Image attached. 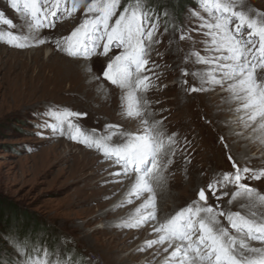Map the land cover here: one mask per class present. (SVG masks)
<instances>
[{"label":"rangeland","instance_id":"374dc122","mask_svg":"<svg viewBox=\"0 0 264 264\" xmlns=\"http://www.w3.org/2000/svg\"><path fill=\"white\" fill-rule=\"evenodd\" d=\"M173 1L144 0L145 4L151 6L152 12H158L160 31L149 44V64L144 71L133 76L134 80L136 75L141 77L143 74L149 77L146 82L149 85L148 90L139 91L146 97H151V104L155 105L157 110L159 108L158 111L155 110L154 115L159 118L158 122L165 124L166 136L169 132L179 133L180 143L172 146L175 155L169 154V157L165 158L171 159L172 163L165 162L163 165L168 175L167 187L172 185V190L168 188V193L173 198L166 196L161 199L166 215L163 214L158 221L192 204L198 198L197 190L214 180L217 175L233 171L228 160L229 155L242 167L248 166L254 171L264 168V151L258 153L259 150L249 148L247 155L252 158L251 163L246 158H243L246 162L239 158L240 151H233L239 147L240 136L249 139L250 134L247 135L243 129L239 132V137L232 142L224 140L222 134L224 135L225 131L221 129L222 126H232L225 124L226 117L215 119L214 106L207 104V100L213 95L204 91L192 92L189 87L191 85L200 87L204 84L198 80L200 71L191 58L194 57L192 53L201 47V42H206L209 38L206 36L207 32L201 36L195 34L192 29L196 24H201V21L203 23L206 20L216 21L213 17L220 14L201 5L200 0H175L176 3ZM83 2L84 0H77L78 11L70 16L58 14L55 28L39 31L41 39L47 38L44 44L20 49L0 41V264H30L32 261H36L37 264H123L122 260L130 253L138 252L144 255L150 249L138 251L137 249L145 246L150 239L135 237L125 249L116 253L114 250L118 246L117 240L109 229L113 224L132 222L133 218L128 219L127 216L135 214L137 209H140L141 199L151 194H145L140 199L121 207L120 203L127 198L123 192L128 181L113 177H120L117 173H121L122 169L104 157L102 150L88 148L71 140L67 122L63 134L47 129L41 135L35 134L39 130L34 125L42 122L56 124L58 122L55 114L65 112L86 113V116H72L69 119L80 127L89 139L102 142L107 140L109 146L123 143L124 135L127 133L136 134L140 131L138 125L120 126V123H117L120 121V112H116V115L110 108L101 104V97L105 99L117 96L119 92L116 85H112L103 77V71L110 62L109 57H114L120 50L114 49L108 56H104L98 48L90 57H70L53 45V41L50 44V38L55 41L59 39L63 43V38L82 23L85 18ZM87 2L90 3L91 0ZM71 4L72 0H68L69 8ZM235 7L237 11L245 12L250 9L254 14L264 13V0H235ZM0 9L12 18L14 24L12 28L1 25L0 31H12L22 35L20 21L29 22V19L12 9L9 0H0ZM206 9L210 17L207 14L203 19L202 16L205 14L203 11ZM192 17L197 19L194 20ZM181 28L188 29L184 40L180 39ZM193 40L197 43L193 44ZM41 47L50 54L54 52L66 59L80 61L82 67L92 63L93 69L89 73L92 78L91 85L82 79L81 74L74 71H67L68 73L60 72L59 69L45 72H39L38 69L27 71V66L24 67L21 63L30 58L35 49ZM1 48L7 53L2 54ZM21 51L23 53L19 55L14 54ZM179 61L183 66L176 68L175 63ZM39 62L42 64L43 59ZM184 72L188 75L184 76ZM186 79L187 84L184 83ZM102 81L110 86L103 84ZM38 83L41 84L42 91L36 94L35 84ZM218 91L224 92L223 89ZM180 94H185V97H180ZM118 98L120 100L117 96L116 101ZM159 98L161 100H158ZM113 129L117 131L112 132ZM185 139L187 145L184 143ZM215 149L218 150L216 154ZM79 150L93 153L97 159L96 163L92 164L96 166L85 168L84 162L80 161L77 155ZM98 171L99 174H96ZM89 175H96V178ZM242 182L250 184L260 195H264V177L259 181L245 179ZM105 187L111 189L102 191ZM115 189L117 192L112 193ZM236 199L238 197L226 196L221 207L226 212L233 210L242 213L246 206L237 205ZM173 202L176 207H172ZM112 209H116L115 213ZM114 218H117V222ZM123 218L127 220L122 221ZM220 219L224 226L227 223L226 218ZM117 229L123 233V239L137 230L126 226H118ZM9 238L16 240L21 249L13 246ZM259 245L257 247L262 246ZM157 260L152 264H157ZM144 261L142 256L137 262L130 264H143Z\"/></svg>","mask_w":264,"mask_h":264},{"label":"snow or ice","instance_id":"6c2138e0","mask_svg":"<svg viewBox=\"0 0 264 264\" xmlns=\"http://www.w3.org/2000/svg\"><path fill=\"white\" fill-rule=\"evenodd\" d=\"M9 3L17 13L29 19L28 29L37 33L31 40L37 44L46 42L47 38L41 39L38 33L41 29L55 28L58 14L70 16L78 11L77 0H72L70 8L68 0H9ZM200 4L220 14L216 22L203 25V29V21L192 29L201 36L206 31L211 39V46L201 42L205 48L203 54L199 51L192 53L196 62L209 67L202 77L204 83L227 88L234 99L243 102L248 121L259 122L264 130V13L257 12V18L250 17L244 11L236 10L235 0H200ZM82 6L85 14L82 23L63 38V43L57 39L56 47L70 57H90L98 48L104 56L114 49L120 50L114 57H109L103 77L112 85L130 90L126 115L137 118L138 127L143 130L137 134L127 133L123 143L109 146L107 140L89 139L69 119L86 116V113L65 112L55 114L56 124L42 122L34 125L39 130L35 134L41 135L45 129L63 134L67 122L71 140L102 150L104 157L122 169V173L117 175L122 174L132 184L130 197L140 199L145 194H151L126 227L138 229L152 225L157 239L147 241L145 248L167 244L163 248L166 253L175 246L165 264H264V210L259 215L255 210L258 206L264 209V195L242 182L245 179L261 180L264 168L254 171L248 166L242 167L229 155L234 171L217 175L199 188L198 199L191 206L178 211L163 223L157 221L153 174L165 162L172 163L171 159L165 158L170 153L175 155L172 146L180 143L179 133H168L166 144L159 122H150L151 113L147 109L142 111L136 100V90H148L146 81L149 77L136 75L134 80L133 76L144 71L149 64V44L160 31L159 14L152 12L151 6L144 0H123V4L122 0H91L90 3L84 0ZM0 25L14 27L13 21L2 10ZM187 31L181 28V40L186 38ZM0 41L20 49L32 46L28 35H17L12 31H0ZM195 43L197 41L193 40ZM187 75L184 72V76ZM184 83L187 84V80ZM189 87L192 92L204 91L203 84ZM184 143L187 145L186 139ZM230 195L247 200L245 206L250 215H242L239 211L226 212L221 204L225 203L223 198ZM210 198L213 204H209ZM128 203H132L131 198ZM220 217L226 218L234 233L222 225ZM9 239L13 246L21 249L16 240ZM248 241L259 242L262 246L252 247Z\"/></svg>","mask_w":264,"mask_h":264},{"label":"bare ground","instance_id":"6f19581e","mask_svg":"<svg viewBox=\"0 0 264 264\" xmlns=\"http://www.w3.org/2000/svg\"><path fill=\"white\" fill-rule=\"evenodd\" d=\"M246 8H244L245 10ZM2 10V9H0ZM239 10V9H238ZM250 9H247L245 10V13L247 15H249L250 17H253V18H257L253 13H251V10L249 12ZM4 13L5 11L2 10ZM241 11V10H240ZM264 12V11H263ZM203 13H205L202 18H206L207 17V14L209 15L210 17V13L209 11L206 9L203 11ZM13 14V13H12ZM7 18L9 19H12L10 17H8L7 14H5ZM194 20H196L197 18H194L192 17ZM213 18H216L217 19V16L216 17H213ZM22 23V29H21V34L22 35H28L29 38H30V41L32 43V45H35L37 43H35L34 40H31V38L35 35H37V33L31 31L28 29V24L30 23L27 22V21H20ZM199 22V21H198ZM216 21H213V22H209L206 20V22L203 23V25L205 24H211V23H214ZM197 25V24H196ZM195 25V26H196ZM203 25L201 26V28L203 29ZM1 25H0V29H1ZM46 33V31H44ZM206 32V31H205ZM19 34V33H18ZM39 37H40V33H38ZM43 35V34H42ZM207 36V35H206ZM205 36V37H206ZM207 38V37H206ZM51 41H53V45H56V41L53 40V38H50V44L52 43ZM1 42H4V41H1ZM199 42V41H198ZM205 42V41H204ZM207 44L209 46H211V39L210 37L207 39ZM49 43V42H48ZM184 43V42H183ZM186 44V41L185 43ZM184 46V45H183ZM186 46V45H185ZM195 46V45H194ZM197 46L199 47V45L197 44ZM187 48V47H186ZM185 48V49H186ZM184 49V48H183ZM193 50V49H191ZM6 50L1 48V53L2 54H6L7 52H5ZM199 52H201L203 54V52L205 51V48L204 47H199L198 49ZM179 52V51H178ZM23 53V51L21 52H15L14 54L16 55H19ZM178 54V53H177ZM184 54V53H183ZM188 57V56H187ZM43 59V63L40 64V60ZM193 64L195 63L197 67V69L200 71L199 72V77L197 76L198 80L203 82V79L202 77H204L206 75V73L209 71V67L208 66H204V65H199L198 62H196V59L195 57H192L191 58ZM176 61V60H175ZM20 64V63H19ZM24 67L27 66V71H31L33 69H38L39 72H45V71H51V70H57L59 69L60 72H67V71H71V72H77L78 74H81L82 75V79L85 81V82H88L89 84L91 83V77H90V71L93 69V64L92 63H89L86 67H82V63L80 61H76V60H70V59H66L65 57H61L60 55H57L56 53L52 52L51 54L48 53V51L45 52V48L41 47V48H38V49H35L34 51V54H32L30 56V58H28L26 61L22 62L21 63ZM30 64V65H29ZM183 63L182 62H178V63H175V66L176 68H179L182 65ZM81 67V68H80ZM259 72V71H258ZM68 73V72H67ZM76 73V74H77ZM92 74V73H91ZM53 76V75H52ZM143 76V74H141V77ZM70 77V76H69ZM178 78V77H177ZM188 78V77H187ZM191 78L193 79V76H191ZM259 79V77H258ZM36 80H38V78H36ZM187 80V79H186ZM39 81V80H38ZM152 81V80H151ZM47 82V81H46ZM103 82V81H102ZM147 82V81H146ZM154 82V81H153ZM157 82V81H156ZM171 83V82H169ZM188 83V82H187ZM93 84V83H92ZM96 84V83H95ZM103 84L107 85V86H110L108 85V83L106 82H103ZM35 93H41V84H35ZM91 85V84H90ZM98 85V84H96ZM179 85V84H177ZM100 86V85H99ZM193 86V85H191ZM201 86V85H200ZM85 87V86H84ZM116 87V86H115ZM197 87V86H196ZM203 87H204V92H207L206 94H208V92H210L209 94H212L213 97L210 99V100H207V104L208 105H213L214 106V112H216V116H215V119L219 120V117H226V123L228 126H232V127H225V126H222V130H224L225 134L223 136V139L228 141V142H232L236 137L238 138L239 137V132L241 130H245L247 135L250 134V138L249 139H246L244 137H241V141H239V147H236L233 149V151H240L238 152L237 154L239 155V158H246L248 160V162H252V158H250L249 155H247V150L249 148L251 149H256V150H259L258 153L260 152H263L264 151V130H262L260 128V123L259 122H249L248 119H247V116H248V112L247 110H245L242 106V101L241 100H237V99H234L233 97V93L229 92L227 88H223L224 92L222 93H219L218 90L222 89L220 88L219 86H212L210 84H206L204 83L203 84ZM86 88V87H85ZM118 93H117V96L120 97V100L118 98V101H116V98L117 96H109L108 98H105V99H102L101 97V104L107 108H110L112 111H114V113L116 114V112H120L121 114V117H120V121L117 122V123H120L119 125L121 126H125V125H138V120L137 118L135 117H128L126 115L127 113V110H128V105L130 103V99H129V92L130 90L127 89V88H120L118 87ZM90 89V88H89ZM67 91V90H66ZM100 91V90H99ZM218 91V92H217ZM64 92V91H63ZM85 92V91H84ZM93 92V91H92ZM102 92V91H101ZM190 92V91H189ZM61 93V92H60ZM95 93V92H94ZM100 93V92H99ZM146 93V92H145ZM85 94V93H84ZM48 95V94H46ZM92 95V94H91ZM95 95V94H94ZM103 95V94H102ZM112 95V94H111ZM116 95V94H115ZM152 95V94H151ZM185 95V94H184ZM183 94H180V97H185ZM199 95V94H198ZM135 96H136V100L139 102V107L140 109L143 111L145 109H147L148 112L151 113V117H150V122H157L159 118L155 117V110H157L156 106L155 105H152L151 104V97L144 95L143 92L136 90L135 92ZM178 96V95H177ZM90 97V95H89ZM94 97V96H93ZM91 98V97H90ZM95 98V97H94ZM104 98V97H103ZM153 98V97H152ZM155 98V97H154ZM153 98V99H154ZM97 99V98H96ZM96 99H95V102H96ZM157 99V98H155ZM180 99V98H179ZM98 100V99H97ZM158 100H161L160 98ZM177 100V99H176ZM196 100V99H195ZM99 102V101H98ZM154 102V101H153ZM160 102V101H159ZM180 102V101H179ZM203 104V103H202ZM166 105V104H165ZM101 106V105H100ZM183 106V105H182ZM156 108V109H155ZM175 108V107H174ZM180 108V107H179ZM91 109V108H90ZM105 109V108H104ZM226 109V111H225ZM159 110V108H158ZM157 110V111H158ZM184 110V109H183ZM187 110V109H186ZM185 110V112H186ZM204 111V110H203ZM184 111H182L183 113ZM206 113V112H205ZM174 114V113H173ZM185 114V113H184ZM196 114V113H195ZM117 115V114H116ZM119 115V114H118ZM172 115V114H171ZM170 115V117H171ZM175 115V114H174ZM172 115V116H174ZM160 116V115H159ZM162 116V115H161ZM163 117V116H162ZM178 117V116H177ZM176 117V118H177ZM194 117V116H193ZM206 117V116H205ZM172 118V117H171ZM182 118V116H181ZM116 119V118H115ZM164 119V118H163ZM167 119V118H166ZM170 119V118H168ZM178 119H180L178 117ZM208 119V118H207ZM210 119V118H209ZM223 119V118H222ZM118 120V119H117ZM171 120V119H170ZM168 121V120H167ZM110 122V121H109ZM177 122V121H176ZM169 123V122H168ZM170 124V123H169ZM165 124H162L159 122V130L162 131L165 135H164V138H168V136H166V128L164 126ZM130 127V126H129ZM171 128V127H170ZM219 128V127H218ZM172 129V128H171ZM184 129V127H183ZM220 129V128H219ZM125 130V129H124ZM140 131H142L143 129L142 128H139ZM181 130V129H180ZM209 130V129H208ZM117 130L116 129H113L112 132H116ZM139 131V132H140ZM171 131V130H170ZM173 131V130H172ZM171 131V132H172ZM177 131V130H176ZM183 131V130H182ZM185 131V130H184ZM195 131V130H194ZM197 131V130H196ZM111 132V134H113ZM122 132H124L122 130ZM125 133V132H124ZM138 132H136L137 134ZM170 133V132H169ZM185 134V133H184ZM168 135V134H167ZM206 136V134H205ZM181 137V136H180ZM118 138V137H117ZM120 139V138H119ZM182 139V138H181ZM113 141V140H111ZM116 141V140H115ZM167 142V141H165ZM114 143V142H113ZM115 143H120V142H115ZM212 143V142H211ZM227 143V142H226ZM116 145V144H115ZM114 145V146H115ZM175 146V145H174ZM180 148V147H179ZM217 148V147H216ZM231 148V147H230ZM233 148V147H232ZM243 148V149H242ZM70 147H68V152L70 153L69 151ZM183 151V150H182ZM216 150L215 149V154H216ZM250 151V150H249ZM229 152V151H228ZM171 154V153H170ZM79 156V160L84 162V167L87 168L92 165H94L96 163V159L97 157H95L93 155V153L91 152H88V151H84V150H79L78 154ZM178 155V154H177ZM180 155V154H179ZM213 155V154H212ZM257 155V154H256ZM169 157V156H168ZM172 157V155H171ZM237 157V156H236ZM99 159V158H98ZM173 159V158H172ZM257 159V158H256ZM263 159V158H262ZM100 160V159H99ZM167 160V159H166ZM244 160V159H243ZM245 161V160H244ZM246 162V161H245ZM94 163V164H92ZM244 163V162H243ZM264 163V162H263ZM165 164V163H164ZM254 165V164H253ZM96 166V165H94ZM83 167V166H82ZM253 167V166H252ZM84 168V170H85ZM169 168V167H168ZM167 168V169H168ZM170 169V168H169ZM172 169V168H171ZM175 170V169H174ZM173 170V171H174ZM171 170V172H173ZM178 171V170H177ZM176 171V172H177ZM234 171V170H233ZM121 173H122V170H121ZM92 174V173H91ZM96 174H99V171L96 173ZM169 174V173H168ZM175 174V173H173ZM90 176V175H89ZM93 178H96V175H91ZM90 176V177H91ZM173 177V176H172ZM113 179H118V180H127L128 183L126 185V189L125 191L123 192V194L125 195V198L121 203H120V206L122 207V205H125L127 204L128 205V201L129 199L131 198L132 199V202L134 200H136L134 197H130L129 193H130V189L132 187V184L129 182V180L123 176L122 174H120V177H113ZM181 180V179H180ZM166 185H165V183ZM168 175L167 173L165 172L164 168H159L154 174H153V180H152V187L154 189V194H155V197H156V208H155V212H156V218H157V221L158 219H161L160 217L164 214V208H163V205L164 203L161 201V199H164L166 196L167 197H171V195H169L168 193V188H172V185H170V187H167L168 186ZM176 186V185H174ZM111 189V187H105L102 191H105L108 190V189ZM160 188H163L162 190H160ZM157 189V190H156ZM159 189V190H158ZM172 190V189H171ZM170 191V190H169ZM186 191V190H185ZM198 191V190H197ZM104 192V193H105ZM117 190H113L112 193H116ZM180 192V191H179ZM173 194V193H172ZM180 195V194H179ZM174 196V195H173ZM230 196H228L229 198ZM173 198V197H171ZM225 198V197H224ZM223 198V199H224ZM148 199V196H146L145 198H142L141 201H140V208H141V205L144 203V201ZM169 199V198H168ZM198 199V198H197ZM195 199V200H197ZM171 200V199H170ZM194 200V201H195ZM169 202V201H168ZM177 202V201H176ZM188 202V201H187ZM236 202H237V205H246L248 203L247 200H245L244 198L242 197H238V199H236ZM174 203V202H173ZM189 203V202H188ZM187 203V204H188ZM209 204H213V200L210 198L209 199ZM166 205V203H165ZM191 205V204H189ZM187 205V207L189 206ZM236 205V204H235ZM139 206V205H138ZM170 206V205H169ZM177 205L174 203L172 207H176ZM137 207V206H135ZM186 207V206H185ZM130 208V207H129ZM177 208H180V207H177ZM117 209V208H116ZM114 209V210H116ZM113 210V209H112ZM114 210L112 212H114ZM131 210V208L129 209ZM133 210V209H132ZM248 207H245V209L242 211L243 215L245 216H248L250 215L249 211H248ZM259 215L260 211L264 210L262 208H260L259 206L255 209ZM229 211H233V210H229ZM115 213V212H114ZM117 213V212H116ZM241 213V214H242ZM111 214V213H110ZM118 215V214H117ZM120 215V213H119ZM137 215V211L135 214H129L127 217L128 219H131L133 217H135ZM166 215V214H164ZM175 214L173 215H170V216H167L165 218H163L162 220H159L161 223L165 222L167 219L171 218L172 216H174ZM114 217V216H112ZM124 217V216H123ZM163 217V216H162ZM104 218V217H103ZM107 218V217H106ZM115 219V218H114ZM112 220V219H111ZM117 220V218L115 219V221ZM124 220H127V218H123L122 221ZM221 220V219H220ZM226 220V219H225ZM114 221V220H113ZM117 222V221H116ZM227 222V220H226ZM129 223V222H128ZM127 225V222H123V223H117V224H113L112 227L109 229L111 231V233H114V237L116 238L117 240V244L118 245L114 251H116V253L120 252L121 250L125 249L127 246L135 237H145L146 239L145 240H154V239H157V234L153 232L152 230V225L151 224H148V225H144V227H141V228H138L135 232H133L129 237H127L126 239H123L124 238V235L123 233L117 229V227L121 226V227H125ZM224 227H227L229 229V231L231 233H234V230L231 229L230 225L228 224V222L226 224H224ZM125 229V228H124ZM108 230V231H109ZM115 240V241H116ZM139 240V239H138ZM144 240V238H143ZM137 241V240H136ZM248 243L250 244V246L252 247H257L260 243L259 242H256V241H248ZM123 244H125L124 246H122ZM260 246V245H259ZM167 247V244H164V245H155L153 246L152 248H150L147 252L141 254V253H130V255L126 258H124L122 260V263L123 264H130V263H135L137 262V260L143 256V259H145L144 263L143 264H152L154 263L159 257V260H157V264H165V261H166V258H170L171 256V252L175 250V246H173L172 248H169L168 252H163V248ZM145 246H141L139 247L137 250L138 251H143L145 250ZM136 250V251H137ZM123 252V251H122ZM164 259V260H162ZM121 261V260H120ZM143 262V261H142Z\"/></svg>","mask_w":264,"mask_h":264},{"label":"trees","instance_id":"16d2710c","mask_svg":"<svg viewBox=\"0 0 264 264\" xmlns=\"http://www.w3.org/2000/svg\"><path fill=\"white\" fill-rule=\"evenodd\" d=\"M173 2H175V3H176L177 1H175V0H174ZM179 3H180V2H179ZM179 3H177V5H178Z\"/></svg>","mask_w":264,"mask_h":264}]
</instances>
